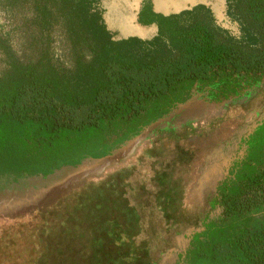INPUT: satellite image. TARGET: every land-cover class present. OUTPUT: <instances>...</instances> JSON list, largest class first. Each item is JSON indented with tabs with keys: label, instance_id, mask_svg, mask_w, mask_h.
I'll list each match as a JSON object with an SVG mask.
<instances>
[{
	"label": "trees",
	"instance_id": "1",
	"mask_svg": "<svg viewBox=\"0 0 264 264\" xmlns=\"http://www.w3.org/2000/svg\"><path fill=\"white\" fill-rule=\"evenodd\" d=\"M2 1L25 7L44 41L48 28L58 26L69 59L52 62L40 48L38 57L23 60L0 36V172L42 174L105 153L192 86L215 99L264 76V0H224L235 36L200 2L165 13L145 8L136 20L154 24L147 37L110 36L97 0ZM257 170L246 186L237 180L230 188L225 173L213 182L203 202L218 204L219 214L200 215V229L186 234L168 262L144 261L150 240L145 243L141 234L148 231L137 226L144 215L136 217L134 203H124L126 228L110 213L124 197L114 187L92 185L86 195L70 186L66 195L1 211L0 264H264V221L247 213L263 200L264 166Z\"/></svg>",
	"mask_w": 264,
	"mask_h": 264
},
{
	"label": "rangeland",
	"instance_id": "2",
	"mask_svg": "<svg viewBox=\"0 0 264 264\" xmlns=\"http://www.w3.org/2000/svg\"><path fill=\"white\" fill-rule=\"evenodd\" d=\"M209 1L215 12L218 4L223 3L222 0ZM27 17L25 7L8 6L0 0V36L3 35L10 52L20 59L33 60L43 48V55L52 62L66 64L69 54L60 28L51 25L44 41ZM229 19L224 21V30L235 36L238 33L236 22ZM3 60L0 49V66ZM151 120L126 153L98 171L73 174L82 165L115 154L133 133L105 153L83 155L75 162H62L42 174L0 172V212H13L62 196L65 188L70 186H76L84 195L92 185L114 187L118 190L116 196L124 197V200L116 199V206L110 211L119 215L116 218L120 223L124 221L126 228L130 227V218L124 219L128 208L125 200L134 203L137 218L144 215L137 225L148 231L141 234L145 236V243L150 240L144 261L155 256L159 263L170 261L174 251L182 246L186 234L192 229H200L197 222L200 215L205 214L208 218L219 214L218 204L203 202L213 182L225 173L230 188L239 183L237 180H244L246 186L251 183L249 174L260 172L258 167L264 166V79L233 96L215 99L208 98L206 90L192 86L185 97ZM81 194L79 198L83 197ZM260 196L263 199L260 205L247 210L251 221H264V190ZM241 219L240 216L233 223L238 224ZM3 243L0 237V245Z\"/></svg>",
	"mask_w": 264,
	"mask_h": 264
},
{
	"label": "bare ground",
	"instance_id": "3",
	"mask_svg": "<svg viewBox=\"0 0 264 264\" xmlns=\"http://www.w3.org/2000/svg\"><path fill=\"white\" fill-rule=\"evenodd\" d=\"M106 5L105 19L107 25L112 26L115 33H136L145 34L148 33L151 25H137L133 22L131 17V8L134 6V0H120L123 2L121 6H116L114 0H104ZM151 6L155 9L167 10L173 9L185 3H189L193 0H150ZM111 28V29H112ZM112 29V30H113ZM110 32V31H109ZM111 36V35H110Z\"/></svg>",
	"mask_w": 264,
	"mask_h": 264
},
{
	"label": "crops",
	"instance_id": "4",
	"mask_svg": "<svg viewBox=\"0 0 264 264\" xmlns=\"http://www.w3.org/2000/svg\"><path fill=\"white\" fill-rule=\"evenodd\" d=\"M114 1H115L114 3L116 4V6H118V7L121 6V3L123 4V2L120 1V0H114ZM193 2H200V3L204 4L207 7V9H208V11H209V13L211 15V18H212L213 22L216 23V24H219V26L221 28L226 29L224 27V21L229 19L228 17H230V15L228 14V11L226 9V4H225L224 0H222L223 3H222L221 6H220V4H218L216 12L211 8L209 0H193V1L189 2V3H185L183 5H180V6L176 7V8L167 9V10H160V9L153 8L151 6V1L150 0H135L134 6L131 8V11H132L131 12V17H132L133 22L136 23L137 25H144V26L151 25L152 28H151V30L148 33H145V34H136V33H125V34H134V35L139 36V37H147L153 32L154 24L151 21L146 22V23H142V22H139V21L136 20V17L138 16L137 14H139V13L142 14L143 9L145 10V8L151 9V10H154V11H158L160 13H165V12H168V11H174V10L180 8V7H186V6H188L189 4H191ZM97 4L100 7L99 14H100L101 21L103 22V24L105 26L108 27V29L111 31V33L114 34V36L125 35V34H117V33H115V31L112 28V26L107 25V22H106V19H105L106 7L107 6H105L106 5L105 1L104 0H97ZM229 21L235 22L234 19L231 18V17H230Z\"/></svg>",
	"mask_w": 264,
	"mask_h": 264
},
{
	"label": "water",
	"instance_id": "5",
	"mask_svg": "<svg viewBox=\"0 0 264 264\" xmlns=\"http://www.w3.org/2000/svg\"><path fill=\"white\" fill-rule=\"evenodd\" d=\"M152 120L145 126L142 127L140 131L134 132L130 137L125 139L124 144H122L117 150L115 154H108L106 157L99 159L98 161L90 164V165H82L76 170L73 171V174L80 175L83 173H88L91 171H98L100 170L104 165L107 163H111L115 160V157H119L126 153L131 144L135 142L146 130V127H148L151 124Z\"/></svg>",
	"mask_w": 264,
	"mask_h": 264
},
{
	"label": "flooded vegetation",
	"instance_id": "6",
	"mask_svg": "<svg viewBox=\"0 0 264 264\" xmlns=\"http://www.w3.org/2000/svg\"><path fill=\"white\" fill-rule=\"evenodd\" d=\"M264 77V76H263ZM263 77H261L262 79H264ZM251 86H253V85H251Z\"/></svg>",
	"mask_w": 264,
	"mask_h": 264
}]
</instances>
